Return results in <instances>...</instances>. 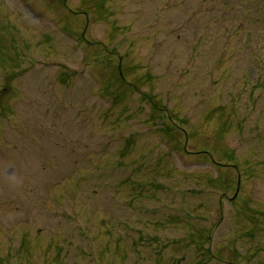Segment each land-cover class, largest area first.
<instances>
[{
    "label": "rangeland",
    "instance_id": "rangeland-1",
    "mask_svg": "<svg viewBox=\"0 0 264 264\" xmlns=\"http://www.w3.org/2000/svg\"><path fill=\"white\" fill-rule=\"evenodd\" d=\"M0 264H264V0H0Z\"/></svg>",
    "mask_w": 264,
    "mask_h": 264
}]
</instances>
